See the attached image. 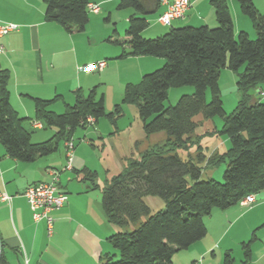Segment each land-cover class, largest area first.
Returning a JSON list of instances; mask_svg holds the SVG:
<instances>
[{
  "label": "trees",
  "instance_id": "obj_1",
  "mask_svg": "<svg viewBox=\"0 0 264 264\" xmlns=\"http://www.w3.org/2000/svg\"><path fill=\"white\" fill-rule=\"evenodd\" d=\"M43 1L44 19L58 23L66 32L83 30L88 22L89 0ZM235 1L250 20L254 39L244 30L234 33L227 0H210L215 26L170 25L154 38H144L141 33L159 0H118L117 9L133 10L124 31L128 49L122 50L119 57L155 56L164 60L162 66L143 74L137 83L126 84L121 101L135 106L146 135L163 131L165 137L163 144L149 147L105 181L101 206L107 221L118 228L107 237L118 258L103 254L98 264H171L175 252L205 236L204 217L213 209L237 205L245 195L264 189V102L251 103V91L264 82V14L252 0ZM222 68L236 74V89L240 92L229 114H225L220 100L218 78ZM9 78V70L0 66V144L16 160L32 162L57 151L60 142L72 140L78 126L88 125L86 117L91 116L95 122L104 115L103 97L95 99L94 89L85 95L78 88L73 104H66L63 112L49 109L60 95L51 99L31 97L33 117H21L9 102ZM182 85H191L193 93L165 107L167 89ZM114 111L120 112L118 104ZM198 114L203 119L220 116L223 125L219 132L227 137L229 145L225 151H213L209 156L198 146L196 161L183 159L178 150L189 148L193 141L200 124L195 119ZM27 119L31 125L37 122L41 128H54L52 138L31 142V132L24 126ZM221 161L226 162L222 182L201 178L203 167ZM73 171L81 181L89 182L88 188L96 187L95 171L87 167ZM147 195L161 198L164 207L151 213L143 199ZM254 238L253 233L249 242ZM242 248L241 264H248L249 244L242 242ZM229 257L226 253V263L231 261ZM0 264H8L2 249Z\"/></svg>",
  "mask_w": 264,
  "mask_h": 264
},
{
  "label": "crops",
  "instance_id": "obj_2",
  "mask_svg": "<svg viewBox=\"0 0 264 264\" xmlns=\"http://www.w3.org/2000/svg\"><path fill=\"white\" fill-rule=\"evenodd\" d=\"M252 1L257 10L264 14V0ZM117 2L118 0H89V3L98 5V11L92 13L101 12L108 17L117 10ZM227 4L233 19L234 33L244 30L252 36V24L240 12L238 3L227 0ZM164 8L165 5L159 4L156 11L147 16L148 28L158 35L168 30L157 22V17ZM44 10L43 0H0V22L17 25L16 30L0 38V66L10 72V105L19 116L26 118H32L34 114L31 97L51 99L60 95L67 103L74 101V90L80 88L85 91L86 87L100 77L88 78L90 72H81L77 68L104 60V55H107L101 53L81 58L73 41L74 30L66 32L58 23L45 20ZM216 24L210 0H190L184 17L173 20L171 26L213 27ZM141 35L145 36L143 33ZM108 37L109 40H114L110 35ZM123 49L127 50L128 46L125 44ZM68 55H71V59ZM64 58L70 60L69 77L59 73ZM124 58H135L138 64L151 62V59H147L148 56L128 55ZM107 66L109 67L106 61ZM253 93L264 97V82L258 84L251 91ZM53 103L49 106L50 110H61V106L57 105L59 103ZM27 122L32 126L29 119ZM75 158L77 160V156ZM65 160L64 146L61 152L58 149L46 156L37 157L32 162H23L9 157L0 144V193L5 192L10 196L8 200L0 199V241L8 264H25L24 258L27 259V264H98L103 254L116 255V250L107 237L118 228L107 221L101 199L99 201L97 195L89 193V182L81 181L73 171L87 166L78 169L72 164L70 170L61 171ZM51 170L58 171V188L66 195V200L59 209L51 212L53 227L51 235H48L44 221H33L23 191L30 184L49 181L52 177ZM68 171L76 183L69 182L71 176L67 174ZM204 223L205 236L186 249L175 252L171 264H213L215 257L231 252L237 243L249 236L250 230L264 224V189L254 195L249 208L239 203L226 209H213L209 216L204 217ZM260 237L261 240L257 236L254 238L260 245H254L250 250L254 264H264V234Z\"/></svg>",
  "mask_w": 264,
  "mask_h": 264
},
{
  "label": "rangeland",
  "instance_id": "obj_3",
  "mask_svg": "<svg viewBox=\"0 0 264 264\" xmlns=\"http://www.w3.org/2000/svg\"><path fill=\"white\" fill-rule=\"evenodd\" d=\"M128 11L132 12L133 10L131 8L115 9L112 15L108 17L105 13L100 12L99 14H94L88 10V22L84 29H74L73 32L75 48L81 58L93 57L101 53H106L107 55H104L106 59L104 60L107 61L109 65V67L105 65V71H103V69L99 71H89L88 78H91V76L95 78L98 76L100 77L95 83L86 87L85 91H83L84 94L87 95L94 89L95 99H98L100 96L103 97L104 115L99 117L97 123L93 125L88 124L85 127L78 126L72 135V141L74 143L72 164L75 168L79 169L83 166H87L90 170L96 172L94 180L96 187L90 188L89 193L91 195H97L99 201L101 189L106 180H109L111 176L122 171L126 162L129 160L138 159L140 154L149 147L163 144L165 137L163 131L146 135L142 130L141 121L137 116L135 106L131 103H124L121 101L126 84L137 83L143 74L152 72L164 63L163 58L155 56H148L147 59H151V62L148 64H144L143 62L138 64L135 58L119 57L122 50H126L123 49L125 45L123 41L125 40L124 31L127 27L125 17L129 15ZM245 17L248 19L247 16ZM248 21L251 24L249 19ZM148 27L149 26H146L142 31L145 35H142V37L154 38L158 36L156 31ZM166 29H169V27L166 26ZM109 35L114 40H117V42L109 40ZM255 37V32L252 36L249 35L250 39H254ZM68 58L71 59V55H68ZM68 58H64L59 67V73L65 77L71 75V65ZM240 71H242V68ZM220 72V80H218L220 100L222 101L225 114H229L236 107L240 97V92L236 89L237 76L229 69L224 70V68H222ZM74 91L72 92L73 95ZM192 93L193 87L191 85L169 87L166 91V99H164L163 104L165 107L174 105L180 96L190 95ZM252 96L251 103L257 102L258 100H260L259 102H264V97L261 95H255L253 93ZM210 98V91L207 90L206 100L209 101ZM73 102L72 100L70 103H67V101L64 99L62 100V98L56 100L54 103H59L57 105L61 106V110L56 113L64 111L66 104H73ZM117 104L120 106V112L115 113V105ZM195 119L198 120L200 124L195 129V135L193 141L189 144V148L178 150L181 158L186 159L189 157L193 161H196L198 157L196 152L198 146L201 147L200 151L206 156H209L213 150H217V152L221 153L228 148L229 143L227 137L219 132L223 125V119L220 116H214L212 119H203L201 115L198 114L195 116ZM24 126L31 132V142L48 140L52 138L55 133V129L52 127L34 128L30 126L27 120L24 121ZM62 145L63 144L60 142V152L63 150ZM54 154H57V152ZM75 156H77V160L76 158L74 159ZM204 164L205 162L201 165L204 166ZM225 168V161L207 166L206 168L203 167L201 178H212L218 182H222V175ZM61 171L65 170L61 169ZM67 174L71 176L69 182L72 184L76 183L70 171H68ZM143 199L150 207L151 213L164 207L163 200L157 196L147 195ZM245 207L249 208L250 206ZM261 224L258 225L256 229L250 230L249 236L243 241L249 244L250 250L254 245H260L255 239L250 242L249 240L253 233L261 240L260 236L264 234V224ZM229 255L231 260L229 263L224 261L225 255L223 254L222 257H215L213 259V264H241L243 258L242 242L237 243L233 250L229 252ZM117 258L118 254L116 251L113 260ZM248 264H254L252 255ZM255 264H260V262Z\"/></svg>",
  "mask_w": 264,
  "mask_h": 264
},
{
  "label": "built area",
  "instance_id": "obj_4",
  "mask_svg": "<svg viewBox=\"0 0 264 264\" xmlns=\"http://www.w3.org/2000/svg\"><path fill=\"white\" fill-rule=\"evenodd\" d=\"M160 4L165 5L164 10L158 15L157 22L164 26H170L172 21L178 18H183L186 11L190 6V0H159ZM87 9L91 12L98 11V5L95 3H87ZM17 29V25L13 23H2L0 22V38L11 31ZM0 52H2V46L0 44ZM106 65L105 60L88 63L77 68L81 72L99 71ZM85 122L91 124L94 119L91 116L86 117ZM34 128H41V124L33 122ZM65 153V165L62 167L63 170L71 169L72 157L74 150V143L72 140H67L63 144ZM51 179L49 181L38 182L28 185L23 195L26 198L27 204L31 210V216L33 221L39 222L44 221L46 227V233L51 235L53 227V217L51 212L59 209L66 200V195L61 192L58 188L57 170H51ZM8 196L5 192L0 193L1 200H8ZM254 201L253 194L245 195L241 200L240 204L243 206H250ZM25 264L27 259L24 258Z\"/></svg>",
  "mask_w": 264,
  "mask_h": 264
},
{
  "label": "water",
  "instance_id": "obj_5",
  "mask_svg": "<svg viewBox=\"0 0 264 264\" xmlns=\"http://www.w3.org/2000/svg\"><path fill=\"white\" fill-rule=\"evenodd\" d=\"M1 249H2V246H1V241H0V253H1Z\"/></svg>",
  "mask_w": 264,
  "mask_h": 264
}]
</instances>
